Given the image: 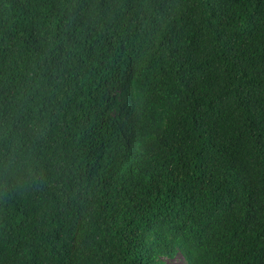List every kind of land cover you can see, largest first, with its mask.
<instances>
[{
  "label": "trees",
  "instance_id": "trees-1",
  "mask_svg": "<svg viewBox=\"0 0 264 264\" xmlns=\"http://www.w3.org/2000/svg\"><path fill=\"white\" fill-rule=\"evenodd\" d=\"M264 264V0H0V264Z\"/></svg>",
  "mask_w": 264,
  "mask_h": 264
},
{
  "label": "rangeland",
  "instance_id": "rangeland-1",
  "mask_svg": "<svg viewBox=\"0 0 264 264\" xmlns=\"http://www.w3.org/2000/svg\"><path fill=\"white\" fill-rule=\"evenodd\" d=\"M162 264H185V262L180 254H176L173 258L164 259Z\"/></svg>",
  "mask_w": 264,
  "mask_h": 264
}]
</instances>
